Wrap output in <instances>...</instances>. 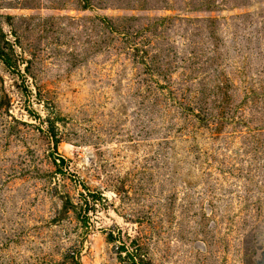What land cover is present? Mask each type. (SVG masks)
Segmentation results:
<instances>
[{
	"label": "rangeland",
	"instance_id": "rangeland-1",
	"mask_svg": "<svg viewBox=\"0 0 264 264\" xmlns=\"http://www.w3.org/2000/svg\"><path fill=\"white\" fill-rule=\"evenodd\" d=\"M0 264H264V0H0Z\"/></svg>",
	"mask_w": 264,
	"mask_h": 264
}]
</instances>
